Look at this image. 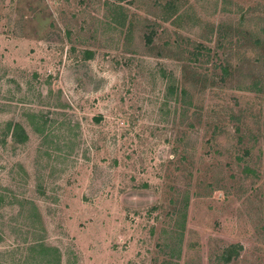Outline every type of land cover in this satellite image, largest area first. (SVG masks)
<instances>
[{
  "label": "rangeland",
  "instance_id": "1",
  "mask_svg": "<svg viewBox=\"0 0 264 264\" xmlns=\"http://www.w3.org/2000/svg\"><path fill=\"white\" fill-rule=\"evenodd\" d=\"M0 264H264V0H0Z\"/></svg>",
  "mask_w": 264,
  "mask_h": 264
},
{
  "label": "trees",
  "instance_id": "2",
  "mask_svg": "<svg viewBox=\"0 0 264 264\" xmlns=\"http://www.w3.org/2000/svg\"><path fill=\"white\" fill-rule=\"evenodd\" d=\"M147 43H150V37L148 35L147 37ZM181 94L184 95V97L187 96L186 91L185 90H181ZM183 97V98H184ZM6 135L11 133V138L17 142V143H23L26 141L27 139V134L26 131L23 127V124L17 121L8 123L6 125ZM241 247L235 245V246H231L227 249V252H225L226 254L222 257L223 261L225 263H229L232 259V257H234L237 254V251L240 250Z\"/></svg>",
  "mask_w": 264,
  "mask_h": 264
}]
</instances>
